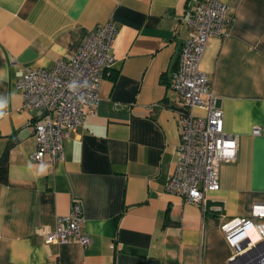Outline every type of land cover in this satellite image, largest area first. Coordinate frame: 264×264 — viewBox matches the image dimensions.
I'll list each match as a JSON object with an SVG mask.
<instances>
[{
    "label": "crops",
    "instance_id": "obj_1",
    "mask_svg": "<svg viewBox=\"0 0 264 264\" xmlns=\"http://www.w3.org/2000/svg\"><path fill=\"white\" fill-rule=\"evenodd\" d=\"M221 1L231 25L208 39L200 68L239 145L203 205L166 190L183 104L169 80L195 0H0V264H233L222 225L264 202V0ZM106 21L118 27L115 62L97 103L82 106L64 159L34 160L35 111L24 107L18 80L71 59ZM73 199L90 242L45 241Z\"/></svg>",
    "mask_w": 264,
    "mask_h": 264
},
{
    "label": "built area",
    "instance_id": "obj_2",
    "mask_svg": "<svg viewBox=\"0 0 264 264\" xmlns=\"http://www.w3.org/2000/svg\"><path fill=\"white\" fill-rule=\"evenodd\" d=\"M183 21L191 35L181 47L169 80L183 99L178 110L181 140L166 190L204 205L206 193L220 188L222 163L238 156V135L225 130L219 97L208 73L200 68L208 39L224 38L232 19L225 2L195 0ZM117 34L113 21L100 23L71 59H59L51 68L23 71L17 87L24 107L35 111L31 122L36 138L34 160L54 163L64 159L65 139L84 123L82 106L97 103L102 79L114 65L112 47ZM83 223L82 203L73 199L70 210L57 217L56 227L45 241L87 245L91 238ZM222 230L234 247L233 264H264V202L253 203L250 215L231 218Z\"/></svg>",
    "mask_w": 264,
    "mask_h": 264
},
{
    "label": "trees",
    "instance_id": "obj_3",
    "mask_svg": "<svg viewBox=\"0 0 264 264\" xmlns=\"http://www.w3.org/2000/svg\"><path fill=\"white\" fill-rule=\"evenodd\" d=\"M0 179L6 181L7 179V158L4 157L0 163Z\"/></svg>",
    "mask_w": 264,
    "mask_h": 264
}]
</instances>
